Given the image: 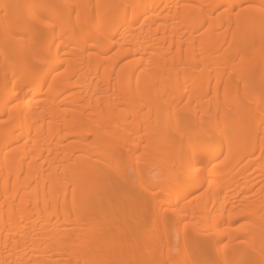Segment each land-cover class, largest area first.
I'll return each instance as SVG.
<instances>
[{"label":"bare ground","instance_id":"6f19581e","mask_svg":"<svg viewBox=\"0 0 264 264\" xmlns=\"http://www.w3.org/2000/svg\"><path fill=\"white\" fill-rule=\"evenodd\" d=\"M262 6L0 0V264H264Z\"/></svg>","mask_w":264,"mask_h":264},{"label":"snow or ice","instance_id":"6c2138e0","mask_svg":"<svg viewBox=\"0 0 264 264\" xmlns=\"http://www.w3.org/2000/svg\"><path fill=\"white\" fill-rule=\"evenodd\" d=\"M262 7H264V6H262ZM191 146H192L193 151L195 152L196 148H197L196 144L193 143Z\"/></svg>","mask_w":264,"mask_h":264}]
</instances>
